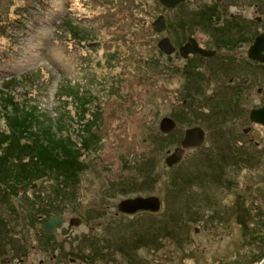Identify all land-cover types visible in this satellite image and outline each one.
<instances>
[{"label":"rangeland","instance_id":"374dc122","mask_svg":"<svg viewBox=\"0 0 264 264\" xmlns=\"http://www.w3.org/2000/svg\"><path fill=\"white\" fill-rule=\"evenodd\" d=\"M143 1L0 0V88L2 80L12 73L15 82L7 88L15 100L23 106L35 107L34 112H38L44 119L47 117L46 121L55 130V134H58V131L63 135L66 133L71 135V139L85 136L81 133V128H77L81 123L80 118H77L79 107L76 104L82 98L81 95L89 92L101 97L110 84L112 88L120 87L130 83L131 78L135 83L137 73L132 70L131 64L146 61L147 46L152 39L140 36L137 32L141 24L139 21L147 14L142 6ZM33 4L41 9V14L36 18V30L22 34L24 26L14 19L19 9L16 6L25 9ZM22 15L24 18H34L28 11ZM9 23L19 28L12 27L8 30ZM73 30L78 34L76 38L72 36ZM6 33L10 37H7ZM146 87V83H135L133 86L138 107L144 102L145 111L140 112L148 117L150 113H147V110L152 107L163 113L165 109L162 94L157 93L150 97L149 103L148 97H144ZM109 98L104 94L101 102ZM97 103L99 100L91 102L89 108H93L92 105ZM260 103L264 104V97L252 94L251 98L241 105V109L247 111L246 114L235 117L231 123H225V126L234 124L232 133L220 130L211 134V139L216 141L213 146L209 141L196 152L184 153V173L194 175L195 184L186 187L181 198L172 202L173 209L170 210H165L168 203L165 200L164 180L168 168L164 158L166 149L172 150L173 146L151 148L149 134L134 132L129 117L109 118L108 125L128 123V131L124 128L125 131L121 132L99 133V139L93 143L97 146L82 152L81 159L85 158L86 166L79 175L75 196L64 199L62 206L55 208L62 210L69 218L78 215L85 219V222L82 221L74 228L72 239L66 241L65 248L69 245L75 251L74 245L78 244L82 259L87 258L89 248L79 237L93 227L89 232L99 243L102 242V249H106L102 250L101 255L93 257L91 263L86 261L88 264H259L264 259V127L250 122L247 113ZM107 105H103V112L111 113L112 102H107ZM4 115L0 106V130L6 131ZM249 149L254 152H250L252 155L248 165L244 167L237 164L239 152H248ZM219 155L226 158L231 156V161L220 165L219 168L215 165L212 170L203 166L204 160L200 158L207 156L216 160ZM144 157L151 159L152 171H155L158 177L154 185L140 195L155 194L161 200V208L158 212H141L133 217L116 214L117 203L124 198L133 197L139 190L127 188L120 191L112 188H118L119 183L128 177L139 179L133 161ZM219 169L221 177L230 180L232 186L226 187L224 182L211 185L208 178ZM28 182L25 185L20 184L23 188L20 196L8 197L7 201L14 207L30 205L31 198V203L41 202L43 205L46 200H58L62 194L56 189L53 177L36 181L31 179ZM32 183L35 184L30 186ZM17 185L16 190L20 186ZM110 185L112 190H109ZM37 191L39 196L34 198ZM170 191L172 189L169 194ZM206 195L208 197H205ZM211 197L217 205H211ZM188 201L192 203L187 206L189 217L192 218L190 221L182 208ZM241 202L245 205V210L241 211L244 225H241L234 215L235 206ZM5 205L0 202V216L7 219V216L12 214L5 212ZM72 205L74 209L70 210L68 207ZM212 207H224L228 215L226 218L209 220ZM90 208H96L100 214H90V217H86L85 212ZM175 210H179L177 215L170 213ZM173 218L176 219L171 221ZM164 221L174 227L176 236L169 235L164 230H157L159 245L137 247L133 251L134 258L122 253L117 243H112H121L124 239L131 240L130 227L134 224L139 229L151 226V229L144 231L156 235L154 227ZM14 223L13 220L10 221V231L18 228H14ZM38 258H35L34 264H38Z\"/></svg>","mask_w":264,"mask_h":264},{"label":"flooded vegetation","instance_id":"af4514ba","mask_svg":"<svg viewBox=\"0 0 264 264\" xmlns=\"http://www.w3.org/2000/svg\"><path fill=\"white\" fill-rule=\"evenodd\" d=\"M144 4L147 14L139 21L141 24L137 32L152 40L147 47L146 61L134 62L131 66L137 76L138 72L142 74L141 79H136L138 84L146 83L144 97H148L151 103L150 97L161 93L165 111L161 113L151 107L153 111L150 108L147 110L150 115L144 116V102L140 104V110L129 83L125 94L117 93L127 98L118 116L129 117L134 132L171 135L164 144L173 146V149L180 146L186 130L191 128H201L204 133L203 145L211 141L209 144L213 146L216 141L211 139V134L220 130L232 133L234 124L225 126V123H231L235 117L246 114L247 111L241 109V105L252 94L264 97V62L250 57L255 38L264 34V0H180L174 6L161 4L159 0H144ZM162 39L164 45L160 46ZM112 89L116 90L111 84L107 86L101 97H98L99 103L90 108L89 111L95 117L99 115L102 119L104 101L101 100ZM262 106L264 104L260 103L249 109L248 120L249 112ZM163 118L174 123L167 134L160 129ZM97 124L95 130L110 131L102 125V121H97ZM127 124L114 127L116 131L120 127L128 131ZM243 134H246L245 130ZM198 148H187L184 153L196 152ZM173 149L167 148L166 156ZM184 153L177 164L186 162ZM149 195L155 194L134 196ZM13 209V214L7 219L0 216V264H34L36 257H39L38 264H88L85 257L82 259L78 244L74 245L75 251L69 245L65 248L66 241L72 239L74 228L77 227L71 224V220L78 217L81 222H85L84 217L76 215L69 218L63 213L34 214V208L27 205ZM4 210L10 213L9 208L5 207ZM141 212L153 213L139 211L132 215L116 214L133 217ZM53 215L63 217L61 225L51 232L42 231V222ZM12 220L15 222L14 228H18L10 231ZM90 229L93 230V227ZM89 230L79 240L86 237L95 239Z\"/></svg>","mask_w":264,"mask_h":264},{"label":"trees","instance_id":"16d2710c","mask_svg":"<svg viewBox=\"0 0 264 264\" xmlns=\"http://www.w3.org/2000/svg\"><path fill=\"white\" fill-rule=\"evenodd\" d=\"M139 1L142 2L143 0ZM41 4L42 2H40V5ZM139 6L141 7V5ZM142 6L144 8V1ZM16 8L19 9H17L15 13L16 17L14 19L19 22L21 26H24L22 34H27V32L32 30L35 31L36 18L38 17V15L41 14V9H39L36 5L34 6V4L30 5L29 8L26 7L25 9L24 7L20 6H16ZM26 11L32 13L34 15V18H24L22 13ZM9 25L10 26L7 27L8 30L12 29V27L19 28L13 23H9ZM71 33L72 36H74L75 38L78 35L76 30H73ZM6 35L7 37H10L9 34L6 33ZM138 59L140 58L138 57ZM138 62L139 61H136V63ZM138 77H140L141 79V75L139 74L138 76L135 75L134 80H136ZM14 82L15 77L12 75V73H10L2 80L1 85L3 87L1 86L0 88V106L1 108H3V114H5L4 119L7 125L6 131L0 130V186H2V189H0V202L8 205H5L4 207L9 208L10 213L13 214V208L15 207L7 201L8 197H12L14 195L20 196V192L23 191L22 185H25L26 183L28 184V181L31 179H34V181H36V179L41 180L46 179L48 177H53L55 179L54 183L56 185V189L62 193L60 195V198L56 201H54V199L51 201L46 200V203L43 205L41 204V202L40 204H37L35 202L31 203V201L33 200L31 198V200L29 201L30 205L27 206H32L34 208V214L38 213L42 215H51L52 213H63L62 210H55V208L57 206H62V201L64 199L75 196V192L79 184V175L82 171H84L86 166V164L84 163L85 158L81 159L83 155L82 152L90 151L92 146L95 148L97 144L93 145V143L95 142V140L97 142V140L99 139V133L103 132V130L97 131L94 129V126L99 125L97 124V121H102V125H104L107 129H113V131L110 130L104 132H114L117 129L114 126L126 125H108L107 120H109V118H121L118 116V114L120 112V108L126 105L125 103L127 101V98H125L124 96L122 97L117 93L122 94L121 91L123 89L127 90L129 83H127V85H121L122 88L116 86L115 91L109 90L106 93V95L110 98L105 100L103 105L108 106L107 102H112V108L111 113H101L103 115L102 119L99 118V115L95 117L94 113L92 111H89V106L91 102L98 100L99 96L97 94V96H95L91 95V93L89 92H83L84 96L81 95L82 98L80 99V101L77 100L78 102L76 104L79 107L77 118H80L81 123V125H78L77 128L80 127L81 133L85 136H78L77 139H71L69 137L71 135L66 133L63 135L61 132L58 131V134H55V130H53L49 123L46 121L47 117L44 119L43 116L38 115V112H34L35 107L23 106L21 102L15 100L13 95L10 93V90H8L11 83ZM135 83H138V81L136 80ZM135 83L131 80L130 86H135ZM5 87L8 88L6 89ZM76 91L77 90H75L74 92L76 93ZM69 94H71L70 90ZM119 103H122V105L120 106ZM90 115L91 117H88ZM122 121L124 122V119ZM119 129L120 130H117V132H121L124 130L121 127ZM148 136L150 138V143L152 146L151 148L155 149H158L159 147L161 148L163 145L165 146L164 142L170 140L171 138V135L157 136L155 134H149ZM262 150L263 149L261 148L260 151ZM250 152L254 151L250 149L248 152L240 151L239 158H237V164H242L244 167L247 166L250 160V155H252V153ZM217 157L218 158L216 160L207 156L206 158L203 157L200 159L204 160L203 166L205 165L207 169L211 170L212 167L215 165L219 168L220 165L226 163L229 160L231 161V156L227 157L228 159L223 155H219ZM235 159L233 161H235ZM134 163L136 174L138 175L139 179H137L136 177V179L134 180V178L128 177L127 179L119 183L118 188H112V185H110L109 190L119 189L120 191H123L127 188H135L136 190H139L137 192V194L139 195L143 192H146L148 189H150V187L154 185V181L158 177V174H156L155 171H152L153 165L151 159L148 157H144L142 159H136L135 161H133V164ZM121 166H123L122 163ZM183 167H185V164L183 163L177 164L176 166L170 168L167 167L168 170L166 172V180H164V184L166 186L165 200L168 204L167 207H165V210L173 209L172 202L175 200H179L178 198H181V195L184 194V192L186 191V187L188 185H192L195 182V180L193 182L194 175L185 174V169ZM208 180L211 185L212 183L220 184V182H224V186H232V182H230V180H225V178L221 177L220 169L213 172L211 177L208 178ZM197 182L199 184L201 183L199 179L197 180ZM17 184L22 185H20L16 190L15 187L18 186ZM34 184L35 183H32L30 186H33ZM170 189H172V191H170L169 194ZM38 191L34 198H38ZM205 197H208V195H206ZM209 201L212 202V206H214V204L217 205V203H213L212 197L209 199ZM6 202H8V204ZM60 203L61 205H59ZM191 205L192 203H190V201H188L187 204L182 205V208L185 210L184 212L188 214L187 217L189 221L192 218L189 217V210L187 206ZM68 208H70V210L74 209L73 205L72 207ZM90 209L85 212L86 217H90L92 214H100V211L97 212L96 208ZM242 210H245V205L241 202L240 204L235 206L234 215H236V218L241 223V225H244V221L241 216ZM178 211L179 210H175L170 213H174L175 215H177ZM210 211L211 214L208 216L209 220H212L213 218L219 219L221 217L226 218V216L228 215V213L224 211V207L220 209L212 207ZM174 219L176 218H173L171 221H173ZM134 225L130 227L132 228L131 240L121 239V243H118L116 241L112 242L117 243L119 245L118 249L129 257H135V255H133V251L139 246H158L159 240L157 230H164L169 235L176 236V234H174V227L165 221L161 224L159 223L157 226L155 224L157 228L156 229L154 227L156 235L148 233L149 231H144V229H151V226H148L149 228L143 227L139 229L137 226ZM82 240H84L83 243H85V245H87L89 248V256L85 258L86 261L90 263L93 261V257L101 255L102 250L106 249H102L101 242L99 243L96 238L93 239L90 237H86Z\"/></svg>","mask_w":264,"mask_h":264},{"label":"water","instance_id":"95a60500","mask_svg":"<svg viewBox=\"0 0 264 264\" xmlns=\"http://www.w3.org/2000/svg\"><path fill=\"white\" fill-rule=\"evenodd\" d=\"M180 0H171L170 3L167 0H159L161 4H170L174 6L178 4ZM160 46H163V39L160 40ZM264 34L258 35L251 48H250V57L252 59L264 62ZM249 120L255 124H259L264 127V106L252 109L249 112ZM174 127V123L168 118H163L160 122V129L163 133L167 134ZM204 144V133L201 128H191L186 130L180 146L173 149V151L168 152L167 156L164 159L165 165L171 167L177 164L183 156L184 150L187 148H198ZM161 207L160 198L155 195L149 196H133L127 197L120 200L116 209L119 213L124 214H134L139 211H149V212H158ZM62 216L53 215L44 220L40 226L42 231L51 232L55 227H59L62 223ZM71 224L78 226L81 222L80 218L74 217L71 220ZM264 264V259L259 263Z\"/></svg>","mask_w":264,"mask_h":264}]
</instances>
